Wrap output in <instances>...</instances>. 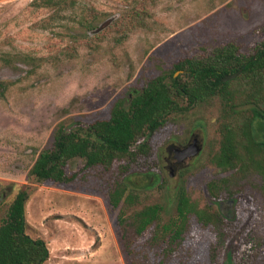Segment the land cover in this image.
Wrapping results in <instances>:
<instances>
[{
  "label": "rangeland",
  "instance_id": "obj_1",
  "mask_svg": "<svg viewBox=\"0 0 264 264\" xmlns=\"http://www.w3.org/2000/svg\"><path fill=\"white\" fill-rule=\"evenodd\" d=\"M30 2L0 0V57L6 59H0V80L7 81L0 97V223L59 122L108 117L128 85L140 86L200 48L230 41L252 48L264 41V0H77L59 9ZM133 9L140 10L142 21L122 34L114 24ZM221 115L218 99L198 103L171 114L144 138L148 152L128 162L132 204L121 200L110 206L108 174L91 172L75 183H29L26 231L47 244L49 257L42 264H222L223 249L210 259L213 228L194 216L167 256L164 241H151L152 225L139 237L128 227L123 239L122 213L129 218L142 206L161 202L167 205L166 220L181 185L199 207L211 205L237 220L232 228L239 237L229 233L227 241L233 262L264 264V245L257 244L264 234L261 215L251 221L249 209L260 214V192L246 186L231 203L224 193L213 201L207 189L210 180L227 175L211 161L219 148ZM256 135L264 139L258 124ZM184 152L188 155L179 160ZM80 167L76 160L67 173ZM243 219L253 222L245 234L239 231Z\"/></svg>",
  "mask_w": 264,
  "mask_h": 264
},
{
  "label": "trees",
  "instance_id": "obj_2",
  "mask_svg": "<svg viewBox=\"0 0 264 264\" xmlns=\"http://www.w3.org/2000/svg\"><path fill=\"white\" fill-rule=\"evenodd\" d=\"M76 1L31 0L30 5L59 9L73 7ZM139 11L133 9L114 25L122 34L126 33L141 23ZM261 29L264 30V24ZM238 70L234 78L222 81L223 76ZM176 71L180 72L175 75ZM6 89L7 81L0 80V97ZM124 91L111 103L108 117L90 122L61 121L56 125L50 146L37 154L26 173V182L16 191L0 223V264H42L49 257L44 239L32 237L26 231L29 183H75L91 172L108 174L105 192L110 206L116 208L121 200L132 204L136 195L135 186L129 184L128 162L137 153L148 152L144 138L163 126L171 114L212 99L220 101L222 115L218 127L219 148L211 161L227 175L207 183L209 195L216 201L224 193L232 203L241 189L256 188L261 194V211L259 214L250 207V220L261 215L264 227V139L256 135L257 124L264 129V41L252 48H242L233 41L200 48L198 53L175 62L170 70L147 77L138 87L128 85ZM76 160L81 161V167L68 174L67 169ZM166 207L164 203L154 202L135 210L129 218L122 213L118 221L123 227V239H127L128 227L133 237H139L152 225L151 241H164L163 254L167 256L181 244L189 220L194 216L203 226L214 230L211 261L223 249L222 264H237L233 262L234 250L227 242L231 235L239 237L232 228L236 219L211 205L199 207L190 200L183 185L176 190L173 214L164 220ZM240 223L239 231L245 234L253 222L243 219ZM257 238V244L264 245V234Z\"/></svg>",
  "mask_w": 264,
  "mask_h": 264
},
{
  "label": "water",
  "instance_id": "obj_3",
  "mask_svg": "<svg viewBox=\"0 0 264 264\" xmlns=\"http://www.w3.org/2000/svg\"><path fill=\"white\" fill-rule=\"evenodd\" d=\"M240 72V70H238L237 72H234L232 74H227L225 76L222 77V81L225 82V81H228L232 78H234L238 73ZM190 153V152H189ZM188 154L186 152L182 153L180 156H178V159L179 160H182L184 159Z\"/></svg>",
  "mask_w": 264,
  "mask_h": 264
}]
</instances>
